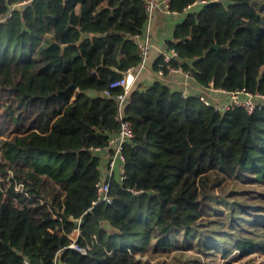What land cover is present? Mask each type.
Masks as SVG:
<instances>
[{
	"label": "trees",
	"instance_id": "16d2710c",
	"mask_svg": "<svg viewBox=\"0 0 264 264\" xmlns=\"http://www.w3.org/2000/svg\"><path fill=\"white\" fill-rule=\"evenodd\" d=\"M169 5L184 14L172 64L201 88L264 94V0ZM4 15L0 264H264V106L220 113L163 81L137 87L125 178L92 206L118 131L102 92L140 62L144 2L0 0Z\"/></svg>",
	"mask_w": 264,
	"mask_h": 264
},
{
	"label": "built area",
	"instance_id": "2783aa9c",
	"mask_svg": "<svg viewBox=\"0 0 264 264\" xmlns=\"http://www.w3.org/2000/svg\"><path fill=\"white\" fill-rule=\"evenodd\" d=\"M143 2L146 16L145 24L140 34H134L131 37L139 50L140 62L137 66H130L121 71L120 77L110 82L102 92L103 96L113 99L116 103L114 120L118 124V131L108 138L107 148L110 150V154L107 159V169L104 177L95 184L96 198L91 202L92 206L111 203L114 195L110 189V181L113 177L118 181L125 178L124 150L134 137L132 127L125 115V108L130 103L131 92L136 88L137 79L146 66L152 44L151 28L154 13L157 10H162L165 13L173 12L170 9L169 0H143ZM8 17V15L0 16V24L4 23ZM176 55L177 53L173 49L161 53V62L158 64V70H156V75L160 79L172 74H182L188 77L182 68V64H172L171 61L177 57ZM180 96L185 99L190 95L185 91H180ZM195 97L203 105L212 107L214 111L220 113L239 109L251 114L256 109L264 106V94L251 92L245 87L226 90L216 87L213 82L209 83L203 93L197 94ZM95 150L98 151L99 149L96 148ZM19 187L16 186V189ZM133 192L137 193V191ZM78 235L79 232L75 229L69 247L85 255L86 248H81L76 244ZM23 264H30V262L24 259Z\"/></svg>",
	"mask_w": 264,
	"mask_h": 264
},
{
	"label": "crops",
	"instance_id": "0c3cea01",
	"mask_svg": "<svg viewBox=\"0 0 264 264\" xmlns=\"http://www.w3.org/2000/svg\"><path fill=\"white\" fill-rule=\"evenodd\" d=\"M195 4L192 6L195 7ZM183 17L184 14H177L175 12L165 13L162 10H157L154 13L151 28V49L146 66L137 79L136 88L150 87L156 81H163L173 90L185 91L190 96H195L204 92L205 88L198 86L190 77H186L182 74H172L160 79L156 75V70H154L155 61L160 57L162 52L168 51L166 42L172 40L174 26L179 23ZM101 156L104 157L105 154L102 153ZM105 167L106 163L102 168L104 174L106 172Z\"/></svg>",
	"mask_w": 264,
	"mask_h": 264
},
{
	"label": "water",
	"instance_id": "95a60500",
	"mask_svg": "<svg viewBox=\"0 0 264 264\" xmlns=\"http://www.w3.org/2000/svg\"><path fill=\"white\" fill-rule=\"evenodd\" d=\"M61 255H62V253H60V254L58 255V263H57V264H61Z\"/></svg>",
	"mask_w": 264,
	"mask_h": 264
},
{
	"label": "rangeland",
	"instance_id": "374dc122",
	"mask_svg": "<svg viewBox=\"0 0 264 264\" xmlns=\"http://www.w3.org/2000/svg\"><path fill=\"white\" fill-rule=\"evenodd\" d=\"M263 258H264L263 256L260 257L261 260H263ZM235 262H236V261L232 262V264H235Z\"/></svg>",
	"mask_w": 264,
	"mask_h": 264
}]
</instances>
